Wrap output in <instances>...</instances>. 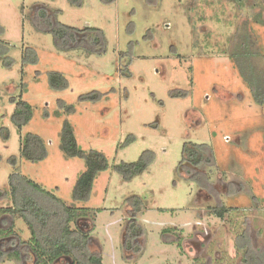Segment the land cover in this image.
<instances>
[{"label":"rangeland","instance_id":"1","mask_svg":"<svg viewBox=\"0 0 264 264\" xmlns=\"http://www.w3.org/2000/svg\"><path fill=\"white\" fill-rule=\"evenodd\" d=\"M38 5L57 10L65 25L100 29L104 51L60 48L32 23ZM0 26L12 59L10 66L0 61V190L17 171L84 209L93 226L84 219L78 225L91 230L102 264H241L236 247L244 241L255 255L264 252V104L253 100L230 55L239 31L248 29L264 71V0H0ZM50 71L62 74L65 87L50 86ZM173 90L187 92L172 97ZM12 98L32 108L20 129L11 122ZM64 120L83 152L99 151L108 161L87 200L72 198L85 160L62 151ZM27 133L43 140V159L20 155ZM185 142L208 144L214 164L192 166L197 176L180 165ZM144 151L151 160L138 176L125 180L114 170ZM133 196L142 206L135 215L140 254L123 248ZM220 204L230 209L222 218L212 213ZM2 218V229L13 224L21 239L29 236L22 220ZM12 237L0 240L5 254ZM0 264L33 263L6 255Z\"/></svg>","mask_w":264,"mask_h":264},{"label":"trees","instance_id":"2","mask_svg":"<svg viewBox=\"0 0 264 264\" xmlns=\"http://www.w3.org/2000/svg\"><path fill=\"white\" fill-rule=\"evenodd\" d=\"M112 2L113 0H103ZM71 5L80 6L82 0H68ZM55 12L45 5L36 6L31 15V20L38 30L51 33L54 41L60 48L67 50L75 47H87L95 53L104 51L105 38L102 31L96 27L84 26L76 28L56 21ZM55 14V15H54ZM248 29L239 31L240 36L235 39L238 50L230 52L231 57L237 65L243 80L246 82L253 100L259 104H264V71L258 63V59L263 56L256 46V40ZM3 27L0 26V34ZM237 33V34H239ZM241 37V38H240ZM234 42V43H235ZM86 44V45H85ZM33 50V49H32ZM9 47L0 42V61L10 66L12 59L8 56ZM27 60V56L23 57ZM33 56L31 60L33 61ZM126 65L123 70L128 73ZM48 81L52 88L59 89L66 85V80L61 73L50 71ZM185 90L172 91L171 96H183ZM93 94L90 98L97 97ZM15 109L11 115V122L20 129L32 117L30 104L22 99L12 98ZM4 137L7 138L8 130L3 128ZM134 138L130 135L127 142ZM60 147L62 151L71 157H83L85 168L78 175L72 190L74 200H87L91 194L94 179L98 172L108 167L106 156L99 151L83 152L77 143L73 127L69 121L64 120L61 127ZM20 155L30 161H38L46 156V148L43 140L36 134L27 133L20 144ZM151 160L150 152L144 151L137 160L133 162H121L113 166L123 179L129 180L145 171ZM9 161L15 165L17 158L11 156ZM202 163L209 166L213 163L210 146L206 143L185 142L181 151L180 165L187 164L197 167ZM195 173V171H192ZM202 178H204L202 176ZM6 198L9 201L7 206H0V220L8 216L10 222L22 220L29 231L26 239H21L15 232L13 224L7 229L0 227V240L13 236L14 247L11 253L5 254L2 245L0 246V258L9 256L10 259L18 261H32L33 264H52L60 258H68L69 264H102L101 251L91 249V230L78 225L79 220L90 221L92 218L86 214L85 210L68 205L53 192L43 188L38 182L27 176L14 171L8 175V190H0V199ZM141 200L137 196L127 200L131 217L125 225L123 248L132 250L140 254L141 246L136 241L143 234L142 228L138 225L135 215L141 211ZM225 205H216L212 213L222 218L229 212ZM4 220V219H3ZM2 220V221H3ZM248 245L245 247L247 252Z\"/></svg>","mask_w":264,"mask_h":264},{"label":"flooded vegetation","instance_id":"3","mask_svg":"<svg viewBox=\"0 0 264 264\" xmlns=\"http://www.w3.org/2000/svg\"><path fill=\"white\" fill-rule=\"evenodd\" d=\"M194 168V167H193ZM246 241H244V245L242 246H237L236 249H242V255H241V264H264V252H260L261 254L255 255L252 251L251 248H247V252H245V244ZM241 244V243H240ZM179 245V242H178ZM131 258H133L134 253H130ZM131 260V259H129ZM64 261H68L69 264V259L68 258H60L55 260L52 264H61Z\"/></svg>","mask_w":264,"mask_h":264}]
</instances>
